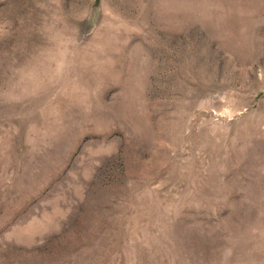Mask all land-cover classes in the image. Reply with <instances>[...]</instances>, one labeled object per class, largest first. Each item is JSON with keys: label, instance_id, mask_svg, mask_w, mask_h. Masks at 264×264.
Returning <instances> with one entry per match:
<instances>
[{"label": "rangeland", "instance_id": "rangeland-1", "mask_svg": "<svg viewBox=\"0 0 264 264\" xmlns=\"http://www.w3.org/2000/svg\"><path fill=\"white\" fill-rule=\"evenodd\" d=\"M0 264H264V0H0Z\"/></svg>", "mask_w": 264, "mask_h": 264}]
</instances>
